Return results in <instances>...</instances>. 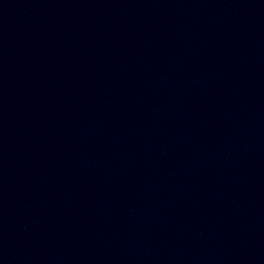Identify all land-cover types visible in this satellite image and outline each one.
Listing matches in <instances>:
<instances>
[{"label":"water","instance_id":"95a60500","mask_svg":"<svg viewBox=\"0 0 264 264\" xmlns=\"http://www.w3.org/2000/svg\"><path fill=\"white\" fill-rule=\"evenodd\" d=\"M0 264H264V0H0Z\"/></svg>","mask_w":264,"mask_h":264}]
</instances>
